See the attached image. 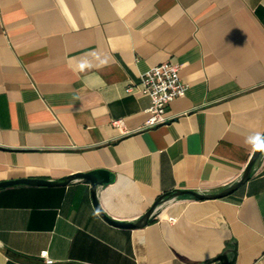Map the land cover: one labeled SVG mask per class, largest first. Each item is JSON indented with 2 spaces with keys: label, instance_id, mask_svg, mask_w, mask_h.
<instances>
[{
  "label": "crops",
  "instance_id": "1",
  "mask_svg": "<svg viewBox=\"0 0 264 264\" xmlns=\"http://www.w3.org/2000/svg\"><path fill=\"white\" fill-rule=\"evenodd\" d=\"M167 61L184 94L141 128L136 85ZM262 134L264 0H0V181L103 168L100 208L133 221L239 178ZM157 212L110 224L85 178L3 187L0 264H264V156L232 193Z\"/></svg>",
  "mask_w": 264,
  "mask_h": 264
},
{
  "label": "water",
  "instance_id": "2",
  "mask_svg": "<svg viewBox=\"0 0 264 264\" xmlns=\"http://www.w3.org/2000/svg\"><path fill=\"white\" fill-rule=\"evenodd\" d=\"M264 156V134L258 140L251 156L249 157L241 175L236 180L222 186L221 188L215 191H200V190H191V189H174L169 192L162 193L158 195L152 204L135 220L133 221H121L114 220L110 218L99 206L97 200V190L99 187H103L107 184L113 183L115 181V175L109 170L103 168H95L86 172H76L66 176L61 177L58 180H47L42 178H15L7 179L0 181V188L13 186V185H65L73 179L76 178H85L89 181L90 184V195L92 204L97 211V213L110 224L127 227V228H138L144 226L148 220L152 217H156L159 212L158 209L165 203L167 200L179 196H189L194 199H214L224 197L233 191H235L239 186L245 183L250 177L253 166L257 159Z\"/></svg>",
  "mask_w": 264,
  "mask_h": 264
},
{
  "label": "built area",
  "instance_id": "3",
  "mask_svg": "<svg viewBox=\"0 0 264 264\" xmlns=\"http://www.w3.org/2000/svg\"><path fill=\"white\" fill-rule=\"evenodd\" d=\"M178 71L179 66L177 63L167 61L149 68L140 75L139 82L136 85L137 90L141 94L149 97V104L146 108L148 117L141 128H149L168 119L165 115L166 107L173 99L183 95L185 91V84L180 79ZM131 88L132 85L128 86L127 90ZM110 123L113 127L120 130L121 133H127L129 131L124 126L122 119H111ZM156 218L160 219V214ZM164 219L172 223L176 217L167 215ZM40 255L43 257L45 264H51L53 262L46 256V251H42Z\"/></svg>",
  "mask_w": 264,
  "mask_h": 264
}]
</instances>
